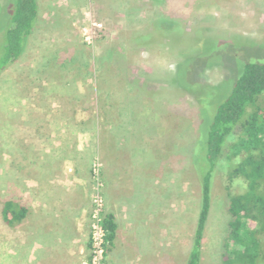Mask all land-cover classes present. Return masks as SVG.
<instances>
[{"label": "rangeland", "instance_id": "1", "mask_svg": "<svg viewBox=\"0 0 264 264\" xmlns=\"http://www.w3.org/2000/svg\"><path fill=\"white\" fill-rule=\"evenodd\" d=\"M80 3L71 6L77 15L68 25L33 28L20 58L0 71V211L17 200L23 171L15 173L16 166L25 164V172H39L33 203L46 226V185L62 171L46 169L40 150L26 146L23 157L22 143L37 136L44 148L48 137L56 144L64 139L54 152L66 155L80 183L78 189L69 176L59 193L66 196L53 201L65 213L52 210L58 222L53 264L90 260L95 201L103 217L107 192L119 206H113L119 236L106 245L103 264H186L199 212L201 129L244 64L264 62V0ZM1 4L0 48L12 28L3 13L12 8ZM31 152L36 160L28 167ZM228 169L224 158L213 173L199 264L227 258L228 197L243 190L239 181L229 183ZM122 199H129L125 209ZM67 250L74 254L70 262L63 261Z\"/></svg>", "mask_w": 264, "mask_h": 264}, {"label": "trees", "instance_id": "2", "mask_svg": "<svg viewBox=\"0 0 264 264\" xmlns=\"http://www.w3.org/2000/svg\"><path fill=\"white\" fill-rule=\"evenodd\" d=\"M35 11L36 0H17L12 28L5 31L6 40L0 48V71L21 55L33 29L30 26ZM207 120L201 129L204 134L203 147L198 151L201 159L195 162L199 176V212L186 264H199L211 209L213 173L224 158L229 161V183L237 180L243 189L230 192L228 197L230 219L224 264H264V62L244 64L224 95L213 101ZM235 159L237 163L231 165ZM4 207L5 216L8 213L12 218L16 216L13 202H7ZM18 212L23 217L24 210ZM102 226L108 246L116 237L114 216L104 214Z\"/></svg>", "mask_w": 264, "mask_h": 264}, {"label": "crops", "instance_id": "3", "mask_svg": "<svg viewBox=\"0 0 264 264\" xmlns=\"http://www.w3.org/2000/svg\"><path fill=\"white\" fill-rule=\"evenodd\" d=\"M55 0H36V11H35V17L31 23L30 28H49L48 24L55 25V27H59L63 22L64 23H70L71 18L70 16H76L77 13H75L73 10H71L72 5L76 6H82L80 3L81 0H62L64 3H67V8L63 6H59L57 2V5L54 4ZM2 3L1 6H3L6 9V5H10L9 7L12 8L11 11H4L5 14V25H9L12 22V19L15 15L14 7L17 4V0H0ZM58 11H55L54 8ZM62 9V10H61ZM64 12L62 13L61 11ZM79 15V14H78ZM67 24V25H68ZM25 44V43H24ZM24 48V46H23ZM23 52V51H22ZM22 55V53H21ZM20 55V56H21ZM18 57V59L20 58ZM16 59L13 63H16L18 60ZM7 68V67H6ZM5 68V69H6ZM24 140V139H23ZM55 138L48 137L46 140V144H44V148L42 147V138H38L37 136L27 138V142L22 143V151H23V157H27L25 152L27 151V147H29V150H40L41 151V159L47 158L45 161H48L45 163L46 169H49L51 171H58L61 169L62 176L57 177L58 181H54L53 177L50 180V182L46 185V200H45V208H42L44 213L41 212V214L44 216L45 225L43 224L42 219L37 216V210L39 208L34 205L33 202L35 201V197L37 192L39 191V186L37 187L38 179L35 177L37 174L34 171L25 172L26 165L21 164L16 166V172L18 173L23 171V173H20V177H22L20 184H17L15 186V189L19 191V195L17 196V200H14V204L16 208V216L12 218L11 214L8 213L6 216L4 215V206L1 208L2 212L0 211V264H38L37 259L41 260V264H53L54 258H53V251L55 250V234L56 231L54 230V224H55V217H57V214L54 215L53 209H60L61 214L64 213V208L62 205H59V203H53V201L57 200L62 194L60 190H64V187H69L68 182L70 180L69 176L72 177V174L70 175V168L68 163L65 164V162H69L66 155H63V153H55L54 150L58 151L61 149L60 145L62 144L64 139H61L62 142L55 143ZM44 142V141H43ZM41 145V146H40ZM57 145L58 148H57ZM24 149L26 151H24ZM79 149H75L72 152H78ZM43 151V152H42ZM20 156L18 159L25 160L26 158H21ZM28 160L31 161V165H28V167L33 166L32 162L36 159L33 158V152L28 156ZM128 159H132L131 157L125 158V161ZM121 160L120 156L117 158V161ZM43 161V160H42ZM134 164V163H133ZM43 165V164H42ZM42 165L39 166L38 169L42 170ZM130 169V167H129ZM73 180V183L77 185L80 183L79 179L75 176L71 178ZM139 181L137 180L135 184H137ZM133 184V182H132ZM79 189V188H78ZM69 190L66 189V192ZM71 190V189H70ZM127 192H131V187H127ZM75 190L74 192L76 195H79L78 191ZM53 192V193H52ZM50 194H56V196L53 197V195ZM128 194V193H127ZM126 195V194H124ZM66 196V195H62ZM118 200L121 201V196L118 195ZM123 201L121 203V208L125 209L127 208V204H129V199H122ZM106 214H111L115 218V222L117 224V231H116V237L113 240H117V237L119 236V226H118V211L114 207L117 206L115 201L111 199V196H109L107 192V199H106ZM12 202V201H8ZM7 203V202H6ZM5 203V204H6ZM49 203V204H48ZM114 206V207H113ZM36 207V208H35ZM51 207V210L49 209ZM119 208V206H117ZM20 209L24 210L23 217L20 216L19 212ZM38 217V219H37ZM61 217V216H59ZM37 219V220H36ZM58 226V222L56 221V224ZM80 227V225L78 226ZM79 229V228H78ZM77 229V230H78ZM55 231V234H54ZM40 234H45V237H40ZM58 234V233H57ZM56 234V235H57ZM58 238V236H56ZM64 238V237H63ZM62 238L61 243H63V250L67 247L66 243H68V240H65ZM45 239V241H43ZM65 240V241H64ZM70 240V239H69ZM40 242V243H38ZM65 244V245H64ZM60 245V244H59ZM69 245V243H68ZM74 245V244H73ZM72 245V246H73ZM80 249L79 246L77 248ZM72 250V249H71ZM72 252L70 250H67L63 254V261L67 258L69 262L72 259ZM40 257V258H39ZM66 259V260H67Z\"/></svg>", "mask_w": 264, "mask_h": 264}, {"label": "built area", "instance_id": "4", "mask_svg": "<svg viewBox=\"0 0 264 264\" xmlns=\"http://www.w3.org/2000/svg\"><path fill=\"white\" fill-rule=\"evenodd\" d=\"M96 202V210L93 215V224L91 230V242H90V260L85 264H103L105 256L106 233L102 226L103 217L100 216L102 211L101 201L98 199Z\"/></svg>", "mask_w": 264, "mask_h": 264}]
</instances>
